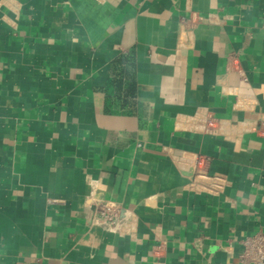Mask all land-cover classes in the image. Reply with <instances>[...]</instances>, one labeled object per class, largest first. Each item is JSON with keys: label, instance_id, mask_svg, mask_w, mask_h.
Instances as JSON below:
<instances>
[{"label": "crops", "instance_id": "1", "mask_svg": "<svg viewBox=\"0 0 264 264\" xmlns=\"http://www.w3.org/2000/svg\"><path fill=\"white\" fill-rule=\"evenodd\" d=\"M173 149L224 191L189 190ZM90 197L132 223L90 225ZM258 231L264 0H0V264H246Z\"/></svg>", "mask_w": 264, "mask_h": 264}, {"label": "built area", "instance_id": "2", "mask_svg": "<svg viewBox=\"0 0 264 264\" xmlns=\"http://www.w3.org/2000/svg\"><path fill=\"white\" fill-rule=\"evenodd\" d=\"M196 128L201 131L218 134L229 127L226 120L219 119L208 110L199 112L196 117ZM179 171L188 178L186 187L197 193L219 195L224 191L227 182L224 178L209 174V159L201 155L192 156L188 151L173 149L170 152ZM93 212L88 218L90 225L102 227L113 233H123L125 227L132 223V213L122 205L108 200L89 198ZM242 249L239 255L246 264H264V232L258 231L241 240Z\"/></svg>", "mask_w": 264, "mask_h": 264}]
</instances>
